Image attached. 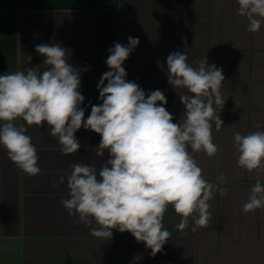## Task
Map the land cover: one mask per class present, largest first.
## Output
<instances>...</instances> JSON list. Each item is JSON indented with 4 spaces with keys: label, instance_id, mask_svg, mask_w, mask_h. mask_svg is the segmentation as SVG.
I'll list each match as a JSON object with an SVG mask.
<instances>
[{
    "label": "crops",
    "instance_id": "obj_1",
    "mask_svg": "<svg viewBox=\"0 0 264 264\" xmlns=\"http://www.w3.org/2000/svg\"><path fill=\"white\" fill-rule=\"evenodd\" d=\"M237 7L236 0H0V75L43 70L45 57L35 46L60 43L73 67L90 66L79 89L85 120L91 106L102 103L97 83L109 71L108 49L126 45L129 36L140 43L123 64L126 79L146 95L163 91L174 123L184 112L179 94L185 90L168 84L167 56L186 52L190 64L207 57L222 69L225 104L214 107L224 125L216 132L213 124L218 151L192 155L208 182L218 183L223 174L226 193L214 191L211 220L195 232L191 219L178 230L181 218L169 206L163 223L171 237L154 257L130 232L113 229L111 238L95 237L63 208L68 189L66 179L59 180L75 163L99 169L101 137L82 127L76 133L80 150L64 155L46 125L32 126L27 134L37 148L38 175L25 174L0 146V264H264V208L243 211L251 187L257 180L264 184V175L238 168L234 144L236 132L264 130L256 127L264 125V25L249 33Z\"/></svg>",
    "mask_w": 264,
    "mask_h": 264
},
{
    "label": "clouds",
    "instance_id": "obj_2",
    "mask_svg": "<svg viewBox=\"0 0 264 264\" xmlns=\"http://www.w3.org/2000/svg\"><path fill=\"white\" fill-rule=\"evenodd\" d=\"M236 3V14L248 21L246 31H260L264 0ZM139 43V37L129 36L126 45L116 42L108 49L105 63L109 71L97 83L102 103L91 106L86 120L81 107L85 97L79 89L81 73L90 66L73 67L67 59L68 50L58 42L37 44L35 51L45 57L43 70L33 66L0 75V146L20 170L35 176L41 169L37 148L27 134L30 127L46 125L64 155L80 150L76 133L82 127L98 134L96 155L102 165L97 169L73 164L70 174L59 180L62 184L66 179L68 189L61 204L91 235L111 238L113 229L130 232L154 257L171 237L163 223L169 206L181 218L177 229L188 228L191 219L195 232L211 220L209 202L214 191L226 195L220 186L223 174L218 183L208 182L192 155L203 152L212 157L218 151L213 124L220 132L224 122L214 105L225 104L221 92L225 77L207 57L190 64L186 52H171L166 58L167 82L174 90H185L179 94L184 112L174 123L163 91L146 95L139 84L126 79L123 64ZM18 120L26 124L17 126ZM234 144L238 168L264 175V130L243 135L236 132ZM260 208H264V184L257 180L243 211Z\"/></svg>",
    "mask_w": 264,
    "mask_h": 264
}]
</instances>
